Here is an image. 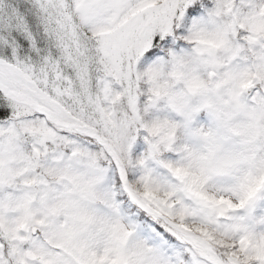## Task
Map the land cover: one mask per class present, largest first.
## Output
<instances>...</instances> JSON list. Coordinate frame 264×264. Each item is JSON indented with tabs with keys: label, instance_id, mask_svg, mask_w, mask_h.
Instances as JSON below:
<instances>
[{
	"label": "snow or ice",
	"instance_id": "obj_1",
	"mask_svg": "<svg viewBox=\"0 0 264 264\" xmlns=\"http://www.w3.org/2000/svg\"><path fill=\"white\" fill-rule=\"evenodd\" d=\"M0 264H264V0H0Z\"/></svg>",
	"mask_w": 264,
	"mask_h": 264
}]
</instances>
